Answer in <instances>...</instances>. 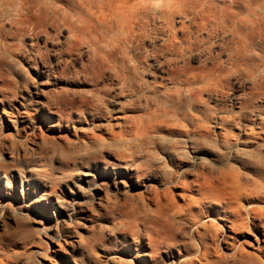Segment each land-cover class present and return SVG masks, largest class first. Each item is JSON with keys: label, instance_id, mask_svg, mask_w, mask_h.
<instances>
[{"label": "rangeland", "instance_id": "obj_1", "mask_svg": "<svg viewBox=\"0 0 264 264\" xmlns=\"http://www.w3.org/2000/svg\"><path fill=\"white\" fill-rule=\"evenodd\" d=\"M0 177V264H264V0H0Z\"/></svg>", "mask_w": 264, "mask_h": 264}, {"label": "bare ground", "instance_id": "obj_2", "mask_svg": "<svg viewBox=\"0 0 264 264\" xmlns=\"http://www.w3.org/2000/svg\"><path fill=\"white\" fill-rule=\"evenodd\" d=\"M0 192L1 194H5L8 198L9 196L14 197L15 196V190L12 188L11 185L6 184V182L0 177ZM8 195V196H7ZM8 200V199H7ZM7 202V201H6ZM49 205V204H48ZM51 207V206H50ZM57 206H55L56 208ZM49 215L51 214L48 209ZM56 221H59L58 218H56ZM61 236V235H60Z\"/></svg>", "mask_w": 264, "mask_h": 264}]
</instances>
